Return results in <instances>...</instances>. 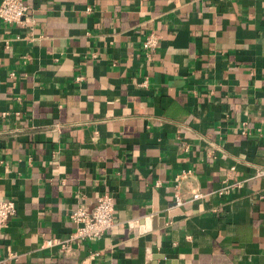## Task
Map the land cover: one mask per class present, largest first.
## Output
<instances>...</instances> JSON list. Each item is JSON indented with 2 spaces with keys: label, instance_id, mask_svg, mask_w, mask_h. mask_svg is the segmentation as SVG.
I'll list each match as a JSON object with an SVG mask.
<instances>
[{
  "label": "crops",
  "instance_id": "crops-1",
  "mask_svg": "<svg viewBox=\"0 0 264 264\" xmlns=\"http://www.w3.org/2000/svg\"><path fill=\"white\" fill-rule=\"evenodd\" d=\"M24 2L0 19V264H264V0ZM105 191L100 236L41 245Z\"/></svg>",
  "mask_w": 264,
  "mask_h": 264
},
{
  "label": "built area",
  "instance_id": "built-area-1",
  "mask_svg": "<svg viewBox=\"0 0 264 264\" xmlns=\"http://www.w3.org/2000/svg\"><path fill=\"white\" fill-rule=\"evenodd\" d=\"M27 17V5L24 0H0V19L4 22H23ZM158 38L153 32H148L140 41L141 48L146 51L148 48H154L157 45ZM147 55V54H146ZM79 78V77H77ZM230 168H233L231 165ZM188 172V169H182L177 176ZM264 172L260 168L256 173ZM238 182H228L227 178L222 179V184L214 192L217 195L225 194L230 187L238 185ZM176 185V184H174ZM208 193L201 191H192L190 198H199ZM173 200L176 204L181 203L179 194L173 192ZM14 211V203L11 199L0 198V229L6 224L8 216ZM114 212V202L108 192H102L97 197L91 207L78 205L74 207L69 215L74 221V229L65 238L45 237L41 245L44 247L57 246L59 249L68 250L69 243L72 240L94 239L100 236L103 231L112 223Z\"/></svg>",
  "mask_w": 264,
  "mask_h": 264
}]
</instances>
